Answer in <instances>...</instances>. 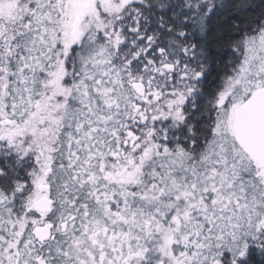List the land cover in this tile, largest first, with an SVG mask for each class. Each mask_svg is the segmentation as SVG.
Instances as JSON below:
<instances>
[{
  "label": "snow or ice",
  "instance_id": "snow-or-ice-1",
  "mask_svg": "<svg viewBox=\"0 0 264 264\" xmlns=\"http://www.w3.org/2000/svg\"><path fill=\"white\" fill-rule=\"evenodd\" d=\"M0 264H264V0H0Z\"/></svg>",
  "mask_w": 264,
  "mask_h": 264
}]
</instances>
